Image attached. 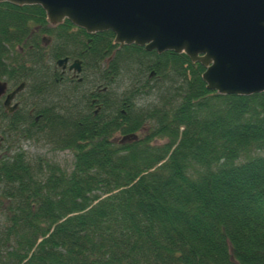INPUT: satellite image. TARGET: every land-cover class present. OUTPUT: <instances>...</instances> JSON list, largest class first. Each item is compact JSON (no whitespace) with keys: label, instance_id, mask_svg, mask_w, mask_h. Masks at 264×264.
Masks as SVG:
<instances>
[{"label":"trees","instance_id":"trees-1","mask_svg":"<svg viewBox=\"0 0 264 264\" xmlns=\"http://www.w3.org/2000/svg\"><path fill=\"white\" fill-rule=\"evenodd\" d=\"M112 39L0 2V78L40 114L4 125L0 264H264V92L216 94L184 54ZM64 56L82 60L70 89L53 81Z\"/></svg>","mask_w":264,"mask_h":264},{"label":"water","instance_id":"water-1","mask_svg":"<svg viewBox=\"0 0 264 264\" xmlns=\"http://www.w3.org/2000/svg\"><path fill=\"white\" fill-rule=\"evenodd\" d=\"M0 2L37 5L50 27L66 19L87 34L110 31L118 48L136 45L156 53H182L202 66L200 78L205 88L216 94L248 96L264 92V0ZM62 61L57 60V64ZM72 66L78 71L76 64ZM22 86L23 82L7 95L5 106ZM4 87L0 81V93Z\"/></svg>","mask_w":264,"mask_h":264},{"label":"flooded vegetation","instance_id":"flooded-vegetation-1","mask_svg":"<svg viewBox=\"0 0 264 264\" xmlns=\"http://www.w3.org/2000/svg\"><path fill=\"white\" fill-rule=\"evenodd\" d=\"M47 26L50 27L49 25H47ZM73 27L78 28L74 25H73ZM50 28H54V27H50ZM95 34L96 33H92V34H88V35H95ZM90 37L91 36H88L85 40L89 41ZM42 41H43L44 45L48 44L49 38L42 37ZM113 45H115V44L113 43ZM121 47L118 48L116 45L115 49H120ZM157 54H160V53H157ZM111 58H112V54L105 57L104 62L106 63L107 61L111 60ZM62 59H64V61L57 64V60H62ZM57 60H54V62H53V71H52V73L56 76L55 78H53V81L56 84L57 83L63 84V86L66 89L67 88L70 89L74 83L82 84L84 82L83 72H82V60L81 59H79L77 57L69 58L68 56H64V57H61ZM74 61H77V62L74 63ZM73 64H76L78 71L76 70V68L74 66H72V68H70V65H73ZM151 74L152 73L150 72V75ZM0 81L4 82V84H5L3 92L0 93V154H4V153L6 154L5 147L7 145V142L5 140L4 125H6V124H12L13 125L17 119L25 118V117H33L34 121H37L38 118L40 117V114L34 113V107H33L34 104L25 92L24 83H23V86L19 90L15 91V93L12 94L9 102L7 103V106H5L4 101L7 97V95H9L12 91H14L16 89V87L20 84V82L17 84H11L3 78H0ZM97 86L99 87L98 84H97ZM95 87H96V85H95ZM101 89L105 90V87H102ZM93 93L94 92L92 90V91H89L87 94L88 97H89V95L91 96V97H89L88 105L91 106L92 114L98 115L101 106H100V103L97 101L98 100L97 96H94ZM96 93H98V92L96 91ZM12 107H14V109L11 110ZM18 127L22 128L21 126H18ZM20 141H23V140H20ZM15 145H16V147L19 146V143H17V140H15Z\"/></svg>","mask_w":264,"mask_h":264},{"label":"rangeland","instance_id":"rangeland-1","mask_svg":"<svg viewBox=\"0 0 264 264\" xmlns=\"http://www.w3.org/2000/svg\"><path fill=\"white\" fill-rule=\"evenodd\" d=\"M121 85H125V82L123 80H119ZM121 88L119 87L116 91L120 92ZM142 97V96H139ZM48 101H51V98H46ZM141 98L137 99L135 101L137 106H144L146 104H149L152 102L151 100H140ZM23 142V143H22ZM19 147L23 152H25L29 156H35V155H40L43 157H46L48 160H53L58 162L60 165H69L70 161V154L66 151H50L49 145L45 144L43 140H38V141H31V140H23L20 141L18 140Z\"/></svg>","mask_w":264,"mask_h":264}]
</instances>
